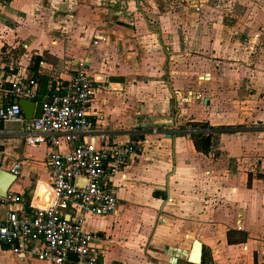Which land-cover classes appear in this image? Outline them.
Listing matches in <instances>:
<instances>
[{
	"label": "crops",
	"instance_id": "1",
	"mask_svg": "<svg viewBox=\"0 0 264 264\" xmlns=\"http://www.w3.org/2000/svg\"><path fill=\"white\" fill-rule=\"evenodd\" d=\"M205 3L8 0L0 18L31 55L17 73L4 64L0 72L31 78V58L40 55L49 88L84 62L97 82L90 111L99 127L119 143L141 133L149 139L118 174L117 212L102 216L111 226L94 232L108 264H128L130 252L133 264H202L204 253L205 264L211 255L238 264L264 253V39L244 40L264 24L231 37L224 23L197 20ZM10 99L0 93V104ZM1 128L0 168L21 164L8 193L19 198L12 207L43 201L51 147L37 145L46 154L43 169L36 167L17 149L26 144L20 126ZM202 135L211 138L209 153L195 148ZM229 231L241 242L229 244ZM195 239L203 243L201 263L188 257ZM6 246L0 242V264H48L21 260Z\"/></svg>",
	"mask_w": 264,
	"mask_h": 264
},
{
	"label": "built area",
	"instance_id": "2",
	"mask_svg": "<svg viewBox=\"0 0 264 264\" xmlns=\"http://www.w3.org/2000/svg\"><path fill=\"white\" fill-rule=\"evenodd\" d=\"M7 2L0 0V18ZM263 39L260 29L244 36L249 43ZM95 83L86 64L80 62L69 79L56 81L39 99L34 79L0 72V93L11 98L0 104V135L1 124L16 123L27 145L51 147L48 157L54 194L48 207L31 202L15 208L18 197L0 196V242L9 245L21 260L33 257L48 264H108L105 251L95 245L96 234L83 228L84 215L117 212V175L138 157L149 139L141 133L119 143L99 127L97 115L90 111ZM23 98L42 103L40 117H25L15 101ZM20 168V162H15L12 172L17 177Z\"/></svg>",
	"mask_w": 264,
	"mask_h": 264
},
{
	"label": "rangeland",
	"instance_id": "3",
	"mask_svg": "<svg viewBox=\"0 0 264 264\" xmlns=\"http://www.w3.org/2000/svg\"><path fill=\"white\" fill-rule=\"evenodd\" d=\"M200 1V0H198ZM205 3L202 11L197 17V20L203 25L209 23L222 22L227 27L229 36H240L241 33L250 31L254 27H262L264 24V0H201ZM204 21V22H203ZM0 27V64H4V67L11 69L12 67L17 73L23 65L26 64L25 60L30 58L27 55L28 50L23 47V42L15 38V34L11 29H8L7 25H1ZM237 31V32H236ZM10 34V36H9ZM261 46H258L255 51L262 52L259 49ZM16 127H19L16 123H11ZM264 135V134H263ZM17 149L26 152L28 159H31L36 163V167L42 168L45 165V154L46 149L44 146H27L22 141L17 142ZM118 177V175H117ZM119 183V178H117ZM20 182H17L15 186H20ZM24 187V186H23ZM122 197H126L124 191L120 192ZM104 220L102 216H94L87 214L86 219L83 221V228L94 233L96 229L104 228L105 225L111 226V222L108 220L106 223H102ZM114 221H112L113 224ZM129 224H123L121 228L128 227ZM115 230H117V222H115ZM117 245V244H116ZM115 245V246H116ZM117 247V246H116ZM115 247V248H116ZM112 248V247H111ZM114 248V249H115ZM113 249V248H112ZM259 251L261 248H257ZM256 252V254H254ZM252 252L251 256L240 257L237 261L238 264H264V253L255 251ZM127 257H124L128 264H133V260H136L137 257L134 255V252ZM208 255V254H207ZM189 257V254H188ZM116 257H114L115 259ZM121 259V257H118ZM110 259H112L110 257ZM117 259V258H116ZM123 259V258H122ZM211 264H219L218 260L215 261L214 255H211ZM117 262V260L115 261ZM114 262V263H115Z\"/></svg>",
	"mask_w": 264,
	"mask_h": 264
},
{
	"label": "water",
	"instance_id": "4",
	"mask_svg": "<svg viewBox=\"0 0 264 264\" xmlns=\"http://www.w3.org/2000/svg\"><path fill=\"white\" fill-rule=\"evenodd\" d=\"M137 2H139V0H137ZM15 101L19 102L22 112L24 113L27 119L41 116L42 108H43V105L41 102H35L33 100L24 99V98L15 100ZM16 179H17V175L15 173L0 168V196L2 197L8 196L9 189L12 186V184L16 181ZM50 190L51 189H49V191ZM52 198H53V195H52ZM38 200L36 202H39ZM100 236L103 237L104 236L103 233H101ZM6 248L10 249V246L8 245L6 246ZM202 255H203V243L200 240L195 239L193 243V252L189 256V261L192 263H197V262L201 263Z\"/></svg>",
	"mask_w": 264,
	"mask_h": 264
},
{
	"label": "trees",
	"instance_id": "5",
	"mask_svg": "<svg viewBox=\"0 0 264 264\" xmlns=\"http://www.w3.org/2000/svg\"><path fill=\"white\" fill-rule=\"evenodd\" d=\"M40 61H41V56L34 55L31 58V63L29 66V68L33 72V76L31 78L34 79L38 83V98L39 99L49 90L48 78L38 71V66H39ZM194 145L198 151L203 152V153H209V151L211 150V138L209 135L207 136L202 135L201 137L194 136ZM261 176H263L264 178V174L263 175L261 174ZM251 177H252V174H249V180L251 179ZM233 232L234 231L228 232V238H227L228 243L235 244V243L241 242L238 239L232 238L231 234ZM205 262H206V256L204 253L202 264H205Z\"/></svg>",
	"mask_w": 264,
	"mask_h": 264
},
{
	"label": "bare ground",
	"instance_id": "6",
	"mask_svg": "<svg viewBox=\"0 0 264 264\" xmlns=\"http://www.w3.org/2000/svg\"><path fill=\"white\" fill-rule=\"evenodd\" d=\"M41 187L44 188L45 193H46V197H45V199L43 201L38 200L39 202H36L37 201L36 200L33 203H34L35 206H39L40 208H46L52 203V199H53L52 195L54 194V192H53L52 187L50 186V184L48 185V184L42 182L41 183ZM49 189H51V190L49 191ZM51 191H52V193H51ZM38 197H41V194L38 195ZM195 251H194V253H195Z\"/></svg>",
	"mask_w": 264,
	"mask_h": 264
}]
</instances>
